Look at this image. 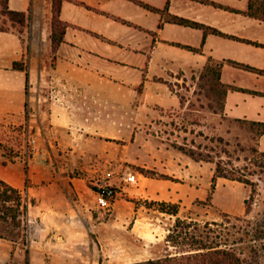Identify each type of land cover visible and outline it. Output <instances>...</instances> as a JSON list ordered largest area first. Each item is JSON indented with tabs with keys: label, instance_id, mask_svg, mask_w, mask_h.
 <instances>
[{
	"label": "crops",
	"instance_id": "1",
	"mask_svg": "<svg viewBox=\"0 0 264 264\" xmlns=\"http://www.w3.org/2000/svg\"><path fill=\"white\" fill-rule=\"evenodd\" d=\"M260 1L262 17L254 7L250 12L252 0H60L64 34L59 42L53 40V0L7 1L9 10L29 16V32L20 37L0 31V118H24L49 159L31 167L29 187L19 158L0 161V180L34 199L31 214L57 239L59 257L71 263L82 253L84 261V251L100 243L99 229L110 232L115 226L112 215L123 221L135 213L131 202L118 197L117 213L105 217L106 203L92 190L90 175L75 174L79 166L89 171L85 160L102 157L100 149L110 140L124 138L119 129L127 114L119 101H103L95 85L72 81L71 67L137 94L132 133L156 115L184 114L189 100L182 102L172 88L194 83L208 65L217 67L215 86L225 91L221 112L206 114L215 130H223L221 123L227 121L264 125ZM258 150L264 152V133ZM109 240L114 247L120 244ZM48 259L45 264L59 261Z\"/></svg>",
	"mask_w": 264,
	"mask_h": 264
},
{
	"label": "rangeland",
	"instance_id": "2",
	"mask_svg": "<svg viewBox=\"0 0 264 264\" xmlns=\"http://www.w3.org/2000/svg\"><path fill=\"white\" fill-rule=\"evenodd\" d=\"M53 2L56 11L60 0ZM252 2L254 11L259 5L263 7L260 0ZM0 30L20 37H26L29 32L26 17L9 14L6 0L0 10ZM54 35L58 36L57 30ZM71 68L72 81L95 85L103 101H119L121 110L127 114L119 129L124 138L110 140L100 149L102 157L85 160L89 171L79 166L75 174L80 177L88 173L89 184L96 193L92 166L109 168L115 174L112 183L117 196L111 203L105 202V217L117 213L113 211V203L118 197L131 202L135 213L123 221L112 215L115 226L110 232L105 226L99 229L98 246L92 243L91 250L84 251V261L79 258L81 253L78 259L68 263L69 260L66 262L57 255V239L45 233L43 223L31 214L34 199L9 185L0 186V264H34V261L45 264L50 260L48 255L59 258L56 264H134L165 255L178 256L186 250L173 246L184 237L179 228L175 230L178 220L202 226L209 224L210 228L217 229L212 223H222L227 216L253 220L263 209L264 152L258 150V143L264 126L227 121L221 123L223 130L216 131V125L208 122V113L221 112L223 105L224 88L215 86L217 67L208 65L194 83H181L172 88L182 102L189 100L184 114L176 111L161 114L162 117L156 115L152 122L135 127L138 134L131 129L137 119L132 107L137 94L133 90L119 89L115 83L100 79L93 72L84 74L76 66ZM158 102L167 104L161 99ZM142 113L141 116L146 117V113ZM24 127V118H0L2 164L20 159ZM186 150L210 155V162H198L187 155ZM216 168L230 172L229 176L216 177ZM242 174L249 183H254V202L250 200L252 185L234 180ZM162 179L175 183L165 187L158 182ZM161 203L177 205L178 214L172 213V206L164 208ZM110 238L118 239L119 246L114 247Z\"/></svg>",
	"mask_w": 264,
	"mask_h": 264
},
{
	"label": "trees",
	"instance_id": "3",
	"mask_svg": "<svg viewBox=\"0 0 264 264\" xmlns=\"http://www.w3.org/2000/svg\"><path fill=\"white\" fill-rule=\"evenodd\" d=\"M6 0V4H7ZM3 0H0V10ZM8 9V6H7ZM253 5L250 6V12ZM253 12V11H252ZM11 15H21L28 20V15L8 9ZM58 8L53 15V40L59 42L64 34V25L58 18ZM254 14L262 17L263 9L257 7ZM175 22L185 24L186 20L173 18ZM196 27H202L195 24ZM55 30L58 36L55 37ZM2 31V30H0ZM264 126V125H263ZM185 153L198 162H210L211 156H204L202 153H196L193 150H186ZM257 153V152H256ZM230 172L216 168V177H228ZM234 180L252 185V194L250 200L254 202L256 192L254 183H249V179L240 175L235 176ZM0 186H8L0 180ZM0 201H2L0 197ZM161 203L162 207L172 206V213L178 214V208L175 204ZM264 205V202H262ZM259 206L258 203H256ZM217 229H212L209 224L200 225L178 220L176 229L184 234L183 240L175 241L174 247H184L186 250L179 252L178 256L165 255L157 259H150L145 262L134 264H264V207L260 209L253 220L244 218L231 219L229 216L222 223H212Z\"/></svg>",
	"mask_w": 264,
	"mask_h": 264
},
{
	"label": "built area",
	"instance_id": "4",
	"mask_svg": "<svg viewBox=\"0 0 264 264\" xmlns=\"http://www.w3.org/2000/svg\"><path fill=\"white\" fill-rule=\"evenodd\" d=\"M23 131L24 142L20 152V161L23 165L26 173V187L30 184V170L34 165L44 164L49 156L46 151L42 150L35 138L31 135L29 126L25 123ZM92 172L95 176L94 185L96 187V193L106 203H111L117 196L116 186L112 183L114 178V172L109 168H100L92 166Z\"/></svg>",
	"mask_w": 264,
	"mask_h": 264
}]
</instances>
